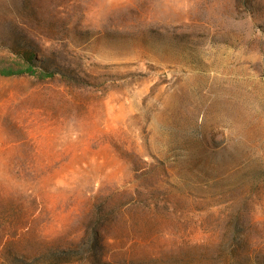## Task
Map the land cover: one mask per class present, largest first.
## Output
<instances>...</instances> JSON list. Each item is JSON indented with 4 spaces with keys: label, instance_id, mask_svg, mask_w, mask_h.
<instances>
[{
    "label": "rangeland",
    "instance_id": "obj_1",
    "mask_svg": "<svg viewBox=\"0 0 264 264\" xmlns=\"http://www.w3.org/2000/svg\"><path fill=\"white\" fill-rule=\"evenodd\" d=\"M0 264H264V0H0Z\"/></svg>",
    "mask_w": 264,
    "mask_h": 264
},
{
    "label": "trees",
    "instance_id": "obj_2",
    "mask_svg": "<svg viewBox=\"0 0 264 264\" xmlns=\"http://www.w3.org/2000/svg\"><path fill=\"white\" fill-rule=\"evenodd\" d=\"M25 73H32V70L31 69H29L28 71L19 70V71H16V72L5 73L3 75H7V76H10V75H23Z\"/></svg>",
    "mask_w": 264,
    "mask_h": 264
}]
</instances>
